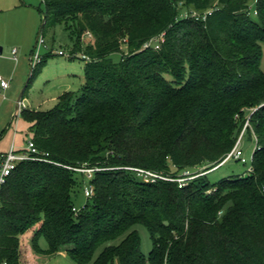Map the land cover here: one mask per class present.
Segmentation results:
<instances>
[{"label":"trees","instance_id":"16d2710c","mask_svg":"<svg viewBox=\"0 0 264 264\" xmlns=\"http://www.w3.org/2000/svg\"><path fill=\"white\" fill-rule=\"evenodd\" d=\"M251 1L42 0L39 35L64 24L72 52L90 61L78 92L22 114L55 164L21 162L6 183L0 264L63 251L79 264H264V0L254 9ZM87 33L95 41L84 46ZM162 35L159 49L144 47ZM248 119L245 134L257 141L250 174L211 184L208 172ZM83 164L102 170L76 214L87 178L65 166ZM126 167L197 177L183 187L146 183ZM137 225L151 235L149 257Z\"/></svg>","mask_w":264,"mask_h":264},{"label":"rangeland","instance_id":"374dc122","mask_svg":"<svg viewBox=\"0 0 264 264\" xmlns=\"http://www.w3.org/2000/svg\"><path fill=\"white\" fill-rule=\"evenodd\" d=\"M250 6L252 9L255 8L254 0L251 1ZM45 11L46 6L42 3V0H0V49L3 50L2 55H0V69L3 68L7 70L15 68L23 57L27 55L30 48L34 47L39 36V30L43 24ZM192 15L193 14H190L189 10L181 9L180 11V18H189ZM197 15L198 14H194V17H197ZM252 18L255 19L256 17L252 15ZM45 40L47 48H43L41 55L46 61L40 69L38 67L34 72L32 70L30 72L29 69L28 77L20 87L19 93L25 92L23 96L29 108L33 106V110L39 108L48 111L57 106L58 102L54 103L48 100L53 96H57L60 92L61 95L63 94L65 90L64 87L68 86L70 81L69 77L67 78L68 75L75 74L73 77L76 78L71 77V79H74V83L71 84L70 90L74 92L80 90L81 83L77 80H79L80 76L83 74L86 60L84 61L82 57L84 56L83 54H74L72 52L74 44L71 41L65 25L62 23L58 24L53 30H50L48 34L45 35ZM94 41V37H83L84 46L94 43ZM13 50L18 51L16 55L18 63L13 60ZM59 51H64L66 55H59ZM126 51L127 48L123 45L121 47V52ZM70 55H72V57H69ZM119 57L120 55L117 54L114 56V59L118 60ZM261 69L264 71V45ZM43 102L45 103L43 104ZM39 104H41L40 107H36V105ZM7 105L8 103L4 101L3 94H0V107H3L0 111V155L8 153L13 145L16 151L27 149L29 143L34 139L31 123L23 118L17 121L13 116L8 117L7 107L9 108V106ZM253 137H250V135L246 133L242 140V151L246 163L232 159L218 168L209 171L207 175L211 184L218 183L228 177H244L250 174L252 157L257 144L256 139ZM182 175H184V173H182ZM78 177L80 181L85 180L81 176ZM87 184L88 181L85 180L84 183L82 182L81 187L75 190L74 198L76 207H81L87 202L84 196V188ZM133 230L138 231L141 237L142 251L146 257H149L153 249V242L148 229L144 225H137ZM124 237L125 236L114 241L113 244H119ZM39 244L43 250L48 249V242L45 237L40 239ZM103 248L104 246L98 250L96 257ZM33 264L79 263L68 255L58 253L54 255H39ZM89 264H95V260Z\"/></svg>","mask_w":264,"mask_h":264},{"label":"built area","instance_id":"2783aa9c","mask_svg":"<svg viewBox=\"0 0 264 264\" xmlns=\"http://www.w3.org/2000/svg\"><path fill=\"white\" fill-rule=\"evenodd\" d=\"M254 13L257 14L256 11ZM85 36H87L88 38H93L91 33H87ZM161 39H163V35L162 37H160V39H157L154 42H150L146 44L144 47L147 48L151 46V44H153L156 46V49H159V41ZM43 48H47L46 40H45V36L43 34H40L38 36L35 49L31 57L32 71H34V69L38 67L44 60L41 55ZM58 54L62 56L66 55L64 51H59ZM16 55H17V50H13L12 56L14 57L15 60L17 59ZM69 57H72V55H70ZM82 57L84 60L90 61L87 56H82ZM9 88H10V81L4 78V76L0 74V92L8 90ZM28 109H29V106L27 105L26 100L20 99L17 103V107L14 113V118H16L18 121L22 117L23 112ZM249 127H251L250 122L249 120H247L244 130L240 134L236 142V145L234 146L232 151L225 157V159L219 166L223 165L224 163L232 159L241 161L242 163H246V159L244 158V153L242 151V140L245 136L246 129ZM49 158H50L49 153H44V152L39 151L33 141L29 143V146L27 149L16 151L13 145L11 150L8 153L0 155V209L2 205L3 189L6 183L8 182L9 178L12 176L14 171L17 169V166L19 165V163L24 162V161H37V162H48V163L55 164ZM65 167L78 174L84 175L87 178L88 184L84 188V196L86 197L87 200L91 199L94 196V189L90 181L93 179L94 174L98 171H101L102 169L91 168V167H88L87 164H83L80 167H71V166H65ZM125 169L138 172V175L146 183H155L158 180H165V181H171V182L175 181L180 184V187L185 186L189 180L197 177V176H191L190 172H185L184 175H182L179 178H171V177L164 176L162 174H158V173H154V172L146 171L142 169H134V168H127V167ZM251 170H252V166L250 168V171ZM73 211L77 214L80 211V207H74ZM3 264H7V263L5 262Z\"/></svg>","mask_w":264,"mask_h":264},{"label":"crops","instance_id":"0c3cea01","mask_svg":"<svg viewBox=\"0 0 264 264\" xmlns=\"http://www.w3.org/2000/svg\"><path fill=\"white\" fill-rule=\"evenodd\" d=\"M39 32H40V30H39ZM39 34V33H38ZM36 42H37V40H36ZM35 45L36 44H34V49H35ZM33 48H30V53L28 52L27 53V55L25 56V57H23V59L18 63V59H13L16 63H18V65H16V67L15 68H11V69H3V68H1L0 69V74L1 75H3L4 76V78H6L7 80H9L10 81V88L8 89V90H5V91H2V92H0V94H3V97H4V101L6 102V103H8V105L7 106H9V108L7 107V109H8V113H7V111H6V113H7V115H8V117H14V113H15V110H16V107H17V103H18V101L20 100V99H23L24 98V91L20 94L19 93V89H20V87L23 85V83H24V81L26 80V78L28 77V73H29V69H30V72H31V70H32V66H31V57H32V55H33V52L32 51H34L33 50ZM2 50V49H1ZM2 53H3V50H2V52H1V54L0 55H2ZM17 53H18V51H17ZM46 61V60H45ZM38 67H36L35 69H34V71L37 69ZM33 71V72H34ZM73 76H75V74H73V75H68L67 76V78L69 77V83H68V86H65L64 87V92H63V94L65 93V92H69V91H72V90H70V88H71V84H73L74 82V79H71V77H73ZM84 76H85V64H84V69H83V74L80 76V78H79V80H77V81H80V85H81V87H82V85L84 84V82H85V80H84ZM73 78H75V77H73ZM76 79V78H75ZM80 87V88H81ZM62 94V95H63ZM61 95V92H60V94H58L57 96H53L51 99H49L48 101H52V102H58V100H59V98L62 96ZM24 100H25V98H24ZM45 102H43V104H44ZM40 105L41 104H39V105H36V107H40ZM33 108V106L32 107H30L28 110H33L32 109ZM3 109V107H0V111ZM35 111H47V110H41V109H39V108H36V109H34ZM9 119V118H8ZM11 119V118H10ZM21 119V118H20ZM19 119V120H20ZM18 120V121H19ZM18 124V123H17ZM16 136V135H15ZM0 137H1V135H0ZM65 254V255H67V253L65 252V251H63V252H59V254ZM58 254V253H57ZM54 255V254H53ZM39 256V255H38ZM37 256V257H38Z\"/></svg>","mask_w":264,"mask_h":264},{"label":"water","instance_id":"95a60500","mask_svg":"<svg viewBox=\"0 0 264 264\" xmlns=\"http://www.w3.org/2000/svg\"><path fill=\"white\" fill-rule=\"evenodd\" d=\"M2 50L0 49V54H1Z\"/></svg>","mask_w":264,"mask_h":264}]
</instances>
